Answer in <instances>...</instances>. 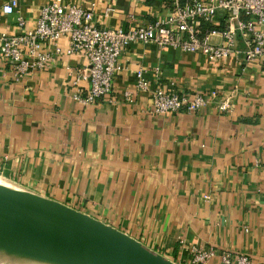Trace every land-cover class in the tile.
Instances as JSON below:
<instances>
[{
    "label": "crops",
    "instance_id": "0c3cea01",
    "mask_svg": "<svg viewBox=\"0 0 264 264\" xmlns=\"http://www.w3.org/2000/svg\"><path fill=\"white\" fill-rule=\"evenodd\" d=\"M65 1L92 10L105 27L167 12L165 0ZM7 2L14 13L1 11ZM46 2L0 0V38L16 31L17 13L34 27ZM86 62L79 54L55 56L15 80L0 55V177L87 213L176 264H193L191 245L264 264V55L212 61L137 43L123 50L110 94L83 105L72 98L70 79ZM138 68L152 86L215 96L193 112L155 114L148 91L122 96L133 90ZM224 100L229 106L220 110ZM206 264L223 263L217 254Z\"/></svg>",
    "mask_w": 264,
    "mask_h": 264
},
{
    "label": "built area",
    "instance_id": "2783aa9c",
    "mask_svg": "<svg viewBox=\"0 0 264 264\" xmlns=\"http://www.w3.org/2000/svg\"><path fill=\"white\" fill-rule=\"evenodd\" d=\"M167 1V12L161 16L140 22L131 15L128 27H105L98 24L88 8L65 0H48L41 6L34 27H27L23 15L16 14V31L1 35L0 55L9 63L15 80L43 69L55 56L83 55L86 64L76 68L70 79L74 88L71 96L83 105L94 104L110 94L113 76L121 68L119 60L123 50L137 43L198 53L212 61L234 54L252 61L264 55V0ZM1 11L12 14L16 8L7 2ZM112 11V6L106 7L103 16ZM212 34L219 36V42L209 39ZM62 38L66 40L65 47L60 44ZM153 73V78L159 81V70ZM135 75L133 90L124 89L123 98L131 99L133 91H148L150 109L155 114L182 109L193 112L215 96V92L209 96L186 93L161 83L152 86L142 68ZM228 106L229 101L224 100L218 108L225 110ZM187 250L193 264H206L217 254L223 264H251L249 257L241 253H216L214 248L196 245Z\"/></svg>",
    "mask_w": 264,
    "mask_h": 264
},
{
    "label": "water",
    "instance_id": "95a60500",
    "mask_svg": "<svg viewBox=\"0 0 264 264\" xmlns=\"http://www.w3.org/2000/svg\"><path fill=\"white\" fill-rule=\"evenodd\" d=\"M0 239L78 251L98 264H176L87 213L21 188L0 185Z\"/></svg>",
    "mask_w": 264,
    "mask_h": 264
},
{
    "label": "bare ground",
    "instance_id": "6f19581e",
    "mask_svg": "<svg viewBox=\"0 0 264 264\" xmlns=\"http://www.w3.org/2000/svg\"><path fill=\"white\" fill-rule=\"evenodd\" d=\"M0 185L11 188L0 179ZM15 188V187H14ZM0 264H98L78 251H59L38 242L0 239Z\"/></svg>",
    "mask_w": 264,
    "mask_h": 264
},
{
    "label": "rangeland",
    "instance_id": "374dc122",
    "mask_svg": "<svg viewBox=\"0 0 264 264\" xmlns=\"http://www.w3.org/2000/svg\"><path fill=\"white\" fill-rule=\"evenodd\" d=\"M0 179H1V180H3L4 182L8 183V185H9L10 187H13V188H14V187H15V188H18V187H16L15 185H13V184H11V183H9V182L5 181L3 178H1V177H0Z\"/></svg>",
    "mask_w": 264,
    "mask_h": 264
},
{
    "label": "trees",
    "instance_id": "16d2710c",
    "mask_svg": "<svg viewBox=\"0 0 264 264\" xmlns=\"http://www.w3.org/2000/svg\"><path fill=\"white\" fill-rule=\"evenodd\" d=\"M165 4H166V5H169V1L165 0ZM203 28H204V27H203Z\"/></svg>",
    "mask_w": 264,
    "mask_h": 264
}]
</instances>
